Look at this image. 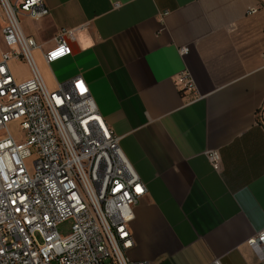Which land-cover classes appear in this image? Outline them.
Masks as SVG:
<instances>
[{"label": "crops", "instance_id": "crops-1", "mask_svg": "<svg viewBox=\"0 0 264 264\" xmlns=\"http://www.w3.org/2000/svg\"><path fill=\"white\" fill-rule=\"evenodd\" d=\"M44 2L46 16L20 18L39 45L43 80L53 89L84 79L146 187L127 256L264 264L248 244L264 231V0ZM61 28L73 31L71 54L47 64L43 53ZM16 63L28 69L11 61L13 75L28 78L29 69L14 73ZM183 71L196 94L177 85Z\"/></svg>", "mask_w": 264, "mask_h": 264}, {"label": "built area", "instance_id": "built-area-1", "mask_svg": "<svg viewBox=\"0 0 264 264\" xmlns=\"http://www.w3.org/2000/svg\"><path fill=\"white\" fill-rule=\"evenodd\" d=\"M48 12L44 0H0L6 46L0 55V264H152L126 254L133 209L146 187L120 137L81 76L50 89L36 65L39 45L20 18L38 21ZM72 39V29H59L44 61L70 55ZM11 61L26 63L29 77L17 79ZM176 83L196 94L187 71ZM209 156L219 158L217 151ZM68 218L71 231L62 236L57 227ZM248 244L264 253V231Z\"/></svg>", "mask_w": 264, "mask_h": 264}, {"label": "rangeland", "instance_id": "rangeland-1", "mask_svg": "<svg viewBox=\"0 0 264 264\" xmlns=\"http://www.w3.org/2000/svg\"><path fill=\"white\" fill-rule=\"evenodd\" d=\"M13 71L18 77H24L28 73L27 67L25 65H23V64H20V63H16L14 65ZM72 223H73V219L72 218H68L65 221L59 223L58 227H57L58 232L62 236L68 235L70 233V231H71Z\"/></svg>", "mask_w": 264, "mask_h": 264}, {"label": "snow or ice", "instance_id": "snow-or-ice-1", "mask_svg": "<svg viewBox=\"0 0 264 264\" xmlns=\"http://www.w3.org/2000/svg\"><path fill=\"white\" fill-rule=\"evenodd\" d=\"M60 51H62V50H60ZM137 191H140V189L138 188Z\"/></svg>", "mask_w": 264, "mask_h": 264}]
</instances>
